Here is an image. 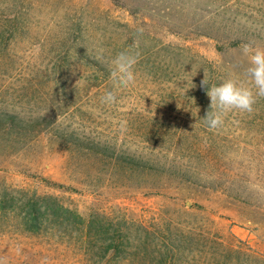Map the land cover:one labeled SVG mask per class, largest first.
Here are the masks:
<instances>
[{
    "label": "rangeland",
    "instance_id": "rangeland-1",
    "mask_svg": "<svg viewBox=\"0 0 264 264\" xmlns=\"http://www.w3.org/2000/svg\"><path fill=\"white\" fill-rule=\"evenodd\" d=\"M245 43L264 48V0H0V112L44 127L0 132V198L24 188L126 219L130 245L151 233L147 252L101 258L0 209V264H264V99L203 119L206 87L245 79ZM120 53L137 58L128 86Z\"/></svg>",
    "mask_w": 264,
    "mask_h": 264
},
{
    "label": "trees",
    "instance_id": "trees-1",
    "mask_svg": "<svg viewBox=\"0 0 264 264\" xmlns=\"http://www.w3.org/2000/svg\"><path fill=\"white\" fill-rule=\"evenodd\" d=\"M238 44V41L231 43L232 46ZM45 120L47 121V119ZM36 124H40V122L31 124L16 114L0 112V132L9 136L18 135L21 138L30 135L32 131L33 134H38L44 127ZM37 126L39 127L36 129ZM78 144L79 146L83 145V143ZM88 148L94 151L104 150L108 154L107 149L97 143L89 145ZM103 156L112 157L113 155ZM117 159L118 162L127 164L131 170L138 169L139 163H135L131 158L118 155ZM0 209L3 212H12L19 216L21 228L27 233L40 234L53 228L56 232L62 233L61 235L68 234L78 237L85 235L88 247L98 251L101 258L106 257L111 251L116 255H126L133 250L130 249L132 246H135L134 251L147 252L149 250L151 233L143 225L139 226L144 230L145 238L137 245H130V223L126 219L106 218L107 216L96 213H92L87 218L77 209L64 205L57 196L52 194H39L24 188L17 189L15 192L5 190L0 198ZM170 232H162L165 237L161 241L162 246L158 244L154 248L168 251L174 244Z\"/></svg>",
    "mask_w": 264,
    "mask_h": 264
},
{
    "label": "clouds",
    "instance_id": "clouds-1",
    "mask_svg": "<svg viewBox=\"0 0 264 264\" xmlns=\"http://www.w3.org/2000/svg\"><path fill=\"white\" fill-rule=\"evenodd\" d=\"M241 55L247 59L243 81L239 77H230L218 85L206 87L210 98V110L203 119L210 128L220 126L223 123V116L228 112H253L257 101L264 99V48L245 43L241 47ZM136 63L137 58L127 53H120L114 58L113 64L124 86L134 82ZM202 83L206 86L205 78ZM101 102L115 103L116 93L106 92Z\"/></svg>",
    "mask_w": 264,
    "mask_h": 264
}]
</instances>
